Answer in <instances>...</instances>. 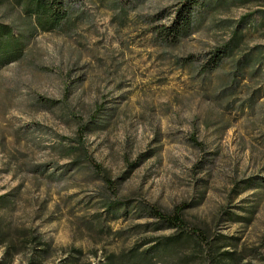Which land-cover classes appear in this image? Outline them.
<instances>
[{
  "label": "rangeland",
  "instance_id": "374dc122",
  "mask_svg": "<svg viewBox=\"0 0 264 264\" xmlns=\"http://www.w3.org/2000/svg\"><path fill=\"white\" fill-rule=\"evenodd\" d=\"M180 1L82 0L0 71V264H264V0H201L169 46ZM0 22L25 27L12 0Z\"/></svg>",
  "mask_w": 264,
  "mask_h": 264
},
{
  "label": "trees",
  "instance_id": "16d2710c",
  "mask_svg": "<svg viewBox=\"0 0 264 264\" xmlns=\"http://www.w3.org/2000/svg\"><path fill=\"white\" fill-rule=\"evenodd\" d=\"M14 5L19 7L21 14L25 19V27L20 30L14 29L12 26L0 22V71L5 67L18 62L24 56L29 43L41 33H54L62 31L64 26H70L74 22V12L80 6L82 0H12ZM201 0H181L179 8L175 11L173 21L167 26H161L156 35L161 38L163 44L174 46L183 38L189 36L193 29V16L198 3ZM228 42L224 48L216 50L212 53L213 66L218 65L220 61L228 53ZM102 109L96 107L88 118L87 122L80 120L77 129L78 139H82L86 133L93 131V125L98 120ZM195 141L194 139H192ZM196 145H199L196 143ZM74 151H77L74 148ZM146 154H141L136 162L129 164L131 170L137 167L138 163L145 158ZM86 161L96 168L97 173H101L100 167L95 161L88 157ZM76 166V162L69 165ZM68 166V167H69ZM105 185L112 189L113 182L103 177ZM2 199V197H0ZM149 217L158 220L165 229L177 230L180 234H187L197 237L211 251L213 242L208 239L206 233L200 229H188L184 220L183 211L185 206L174 209L172 214H165L152 205L145 204ZM227 246H221L223 249ZM146 253V252H145ZM207 264H234L233 252L223 251L217 255L211 254L206 257Z\"/></svg>",
  "mask_w": 264,
  "mask_h": 264
}]
</instances>
